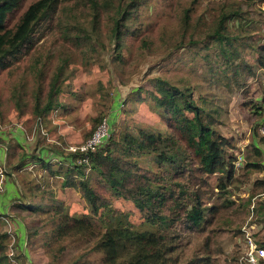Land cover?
Segmentation results:
<instances>
[{"label":"trees","instance_id":"trees-1","mask_svg":"<svg viewBox=\"0 0 264 264\" xmlns=\"http://www.w3.org/2000/svg\"><path fill=\"white\" fill-rule=\"evenodd\" d=\"M144 1L0 0V122L3 123L15 109H20L21 114L27 113L29 118L25 126L32 130L46 122L53 111L63 107L60 94L62 87L71 83L69 80L74 70L70 71L69 66L72 60L93 66L111 47L115 53L112 61L122 70L121 66L128 62L126 54L153 50L155 42L143 32L138 22ZM70 4L78 9V15L71 14V19L65 23L64 10ZM59 9L63 12L56 16ZM190 12L189 8L183 12L184 28L176 38L180 47L195 44L188 38L192 28ZM239 15L240 10L226 2L220 3L218 14L209 27L210 33L202 42L204 48L216 43L224 52V46L230 45L228 23ZM49 20L50 23L45 25ZM53 26L57 27L70 50V54L60 57L56 64L44 60L45 56L52 58L49 52L47 55L46 48L53 43H41ZM163 40L168 44L165 38ZM255 53L257 66L264 69V44L259 45ZM230 60L226 62L230 63ZM249 70L253 71L252 66ZM154 82L155 89L149 92V96L155 109L167 117L166 131L143 129L119 137L111 130L109 138L95 151L60 154L58 172L40 154L34 158L37 163L42 162V168L44 166L53 177L62 175V183L80 191L93 215L101 217L110 207L108 196L112 193L131 203L145 222L160 229L158 233L146 231L138 234L121 221L120 226L114 228L110 221L112 227L97 245L106 264H173L175 258L170 253L174 241H182L193 232L200 236L204 246L187 263L221 264L224 251L220 243L229 236L244 235L243 227L253 212L262 214L264 174L253 183L250 177L254 171L264 172V135L259 132V126L264 123V93L260 106L250 105L253 114H257L252 129L256 140L252 142V154L238 161L242 156L241 148L237 149L234 140L214 119L216 110L208 109L206 103L202 105V96H199V104L189 87H175L162 79ZM104 118L96 119L87 139L79 146L92 137ZM1 145L8 147L2 140ZM8 150L0 174L4 170L6 176H13L9 172L11 166L8 167L13 154ZM237 151L240 152L236 154ZM26 156L27 153H23V157ZM143 156L157 161L158 170L141 167L139 159ZM215 175L221 176L216 187L212 185ZM244 184H251L248 195L233 200L228 189L239 190ZM215 188L219 189L218 197H215ZM18 190L17 207L32 209L35 191L24 192L20 187ZM254 204L257 206L252 209ZM41 206L36 205L39 209L33 210L38 211ZM63 206L64 203L56 202L60 209L54 211L62 220L58 225V238L83 235L87 218L69 217ZM254 218L252 216L251 221ZM167 228L173 232L172 238L161 234ZM9 239V232H0V264L12 261L7 251ZM244 239L246 249L247 240ZM122 240L140 244L127 259L119 256L118 243ZM258 246L264 248V242H258ZM245 249L237 244L229 258L224 259V264H248ZM258 264H264V261Z\"/></svg>","mask_w":264,"mask_h":264},{"label":"rangeland","instance_id":"rangeland-1","mask_svg":"<svg viewBox=\"0 0 264 264\" xmlns=\"http://www.w3.org/2000/svg\"><path fill=\"white\" fill-rule=\"evenodd\" d=\"M222 2L240 10V15L228 23L230 45L224 46V52L216 43L207 48L202 43L206 34L210 33L209 27ZM188 8L191 9L192 26L188 38L195 44L180 47L176 38L182 34V16ZM140 10L138 22L143 32L148 33L155 42L153 50L126 54L128 62L121 66L122 70L112 61L115 53L111 47L104 51L100 62L93 66L72 60L69 66L70 71L74 70L69 80L71 83L65 84L60 94L63 107L53 111L46 122L32 130L30 126H25L29 116L27 113L21 114L23 112L20 109L12 110L5 121L0 122L1 169L8 148L13 154L12 163L8 167L11 166L9 172L14 177L6 176L4 170L0 174V232L10 233L7 248L12 257L10 264H106L104 254L98 250L97 245L112 227L110 221L114 228L120 226L121 221L138 234L159 232L160 229L143 220L131 203L112 193L108 196L111 205L103 212V218L93 215L80 191L62 183V175L53 177L44 166L42 168V162L37 163L34 158L40 154L58 172V156L62 153L68 155L70 147L83 143L96 119L101 116L106 117L104 119L113 135L119 137H123L126 132L134 134L143 129L166 131L167 117L164 112L155 109L149 96V92L155 89L156 79L169 81L175 87H189L199 104V96H202V105L206 103L208 109L216 110L214 119L234 140L237 149L241 148L242 156L238 161L252 154V142L255 140L252 129L257 114H253L250 105L260 106L264 93V69L257 66L255 53L258 46L264 44V0H146ZM61 12V9L57 10L56 16ZM71 14L78 15V9L73 4L64 10L65 23L71 19ZM163 38L168 44H165ZM46 42L53 44L46 48L47 55L49 52L52 58L45 56V61L56 64L60 57L70 54L68 44L56 26L46 32L41 43ZM228 60L231 62L227 63ZM249 66H252V72ZM1 140L8 147L1 145ZM23 153H27V156L23 157ZM149 159L141 157L140 166L157 171V161ZM263 174L254 171L250 177L251 182ZM220 177H212L214 187ZM92 178L95 186L94 174ZM19 187L24 192L35 191L36 195L32 197L35 206L32 209L17 207ZM250 188L251 184H244L234 191L230 187L228 193L233 200L238 201V196H247ZM215 191V197H218L219 189L215 188ZM261 200L264 202V194ZM59 201L64 203V212L69 217L87 218L83 235L58 238V225L62 220L55 210L60 209L56 207ZM36 205H42V209L33 210L39 209ZM256 206L254 204L252 209ZM260 211L262 214L253 212V221L252 216L249 217L243 227L244 235L229 236L220 243L224 251L221 264H224L226 257L229 258L237 244L245 249L244 238L247 233L253 239L256 238L257 245L258 242H264V203ZM161 234L173 237L169 228L163 229ZM118 244L119 256L124 259L140 245L133 240H122ZM173 244L170 253L175 258L173 264H188L194 253L204 246L196 232Z\"/></svg>","mask_w":264,"mask_h":264},{"label":"built area","instance_id":"built-area-1","mask_svg":"<svg viewBox=\"0 0 264 264\" xmlns=\"http://www.w3.org/2000/svg\"><path fill=\"white\" fill-rule=\"evenodd\" d=\"M111 127L106 122V119L95 130L92 137L88 139L84 144L76 147H70L71 153H88L95 151L99 148L110 136ZM259 132L264 135V123L260 126ZM86 162V161H85ZM246 249H245V261L248 264H258L261 260L264 261V248L259 247L251 234L246 235Z\"/></svg>","mask_w":264,"mask_h":264},{"label":"crops","instance_id":"crops-1","mask_svg":"<svg viewBox=\"0 0 264 264\" xmlns=\"http://www.w3.org/2000/svg\"><path fill=\"white\" fill-rule=\"evenodd\" d=\"M0 158H2V159H3V157H2L1 155H0ZM2 161H3V160H2ZM2 161H1V162H2Z\"/></svg>","mask_w":264,"mask_h":264}]
</instances>
